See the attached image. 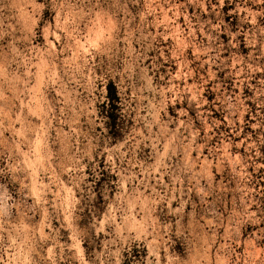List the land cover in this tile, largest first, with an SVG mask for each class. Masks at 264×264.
Instances as JSON below:
<instances>
[{
	"label": "rangeland",
	"instance_id": "rangeland-1",
	"mask_svg": "<svg viewBox=\"0 0 264 264\" xmlns=\"http://www.w3.org/2000/svg\"><path fill=\"white\" fill-rule=\"evenodd\" d=\"M0 264H264V0H0Z\"/></svg>",
	"mask_w": 264,
	"mask_h": 264
},
{
	"label": "trees",
	"instance_id": "trees-1",
	"mask_svg": "<svg viewBox=\"0 0 264 264\" xmlns=\"http://www.w3.org/2000/svg\"><path fill=\"white\" fill-rule=\"evenodd\" d=\"M109 98H110V101L112 99H117L118 98L117 93H116V89H115L114 85L113 86L112 85L110 86Z\"/></svg>",
	"mask_w": 264,
	"mask_h": 264
}]
</instances>
